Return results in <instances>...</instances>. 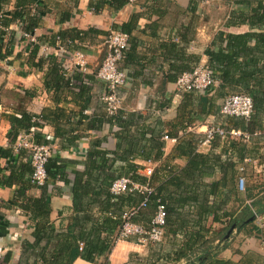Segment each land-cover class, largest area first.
I'll list each match as a JSON object with an SVG mask.
<instances>
[{"label":"crops","instance_id":"0c3cea01","mask_svg":"<svg viewBox=\"0 0 264 264\" xmlns=\"http://www.w3.org/2000/svg\"><path fill=\"white\" fill-rule=\"evenodd\" d=\"M16 1L5 0L4 12H13ZM108 1L31 0L32 13L36 8L47 9L33 33L40 48L31 64L28 63L30 45L21 35L22 24L13 23L5 28L0 42L6 48L9 45V55L0 61V148L11 147L10 118L18 117L19 109L25 110L41 118L42 126L33 127L30 134L20 135L17 143L21 139L32 140L34 134L43 136L52 145V155L61 159L66 169L64 178L49 181L45 190L31 186L26 181L27 173L20 167L30 164L27 152L16 147L17 143L12 145L10 162L21 174H16L17 183L0 185V252L2 259L6 255L8 258L0 264H43L40 254L50 256L66 244L68 232L84 229L85 218H98L103 195L89 208V199L97 190L95 186L103 184L92 172L98 166V152L107 159L105 173L115 174L121 169L139 166L142 175L146 168L153 169L154 173L169 166L178 174L179 182L226 186L220 196L222 202L225 201L223 208L211 207L214 198L209 196L206 205L211 210L206 214L193 206L176 209L168 217L159 244L139 245L132 239L117 242L108 254L109 264H186L187 259L177 261L175 253L190 235L197 234L203 239L192 247L198 248L201 242L209 241L217 247L220 260L240 264L248 254L264 259V245L259 236H247L246 231L236 225L227 239L229 230L223 232L228 221L223 213L228 211V206L236 218L242 213L243 204L234 202L236 198L244 200L248 207L258 202L262 212L259 217L264 219V106L252 121L222 117L219 110L225 94L220 91L218 82L205 94L178 92L175 86L180 74L207 65L208 48L226 49L228 43L224 37L227 35L246 37L245 44L236 50L239 62L238 56L243 54L253 57L264 54V26L248 16L250 9L257 5L264 7V0ZM92 6L97 9L93 11ZM124 26L129 47L119 64L128 78L118 90L119 115L125 121L124 126L127 125L122 130L106 113L101 101L105 83L97 79L95 73L106 52L104 39L108 32ZM71 30L85 33L75 44V49L84 55L83 72L75 68L51 40L54 35ZM50 58H56L61 66L55 74L48 64ZM39 59H43L40 68L32 65ZM262 66L264 63L256 70H261ZM56 77L62 80L55 81ZM263 94L260 93V98L264 102ZM211 124H220L228 132L248 134V138H228L204 147L195 144L194 152L203 159L194 160L201 166V172L197 173L190 169L191 160L180 154L177 146L184 138L193 143L202 139ZM152 133L158 134L154 140L159 144L154 143L149 150L147 143ZM141 134L145 135L137 144ZM163 136L177 140L162 141ZM19 149L22 152L17 154ZM145 153H151L146 160L141 158ZM0 166L3 181L10 171L7 161H0ZM76 172L80 176L79 187L84 192L79 195L77 191V197L74 193ZM241 175L246 179L245 194L237 187ZM159 181L152 184L157 187ZM18 193H21L20 198H16ZM40 198L45 199L48 209L36 219V227L23 206ZM145 212L148 213L149 208ZM214 216L218 218L216 221ZM151 217L152 213L139 224L148 226ZM36 228L44 234L40 242L35 239ZM221 232L225 242L219 240ZM101 238L105 235L101 234ZM79 247L81 250L83 244L79 243ZM102 260V256L94 263L78 258L73 264H99ZM247 262L248 257L244 264ZM249 264H264V261L250 258Z\"/></svg>","mask_w":264,"mask_h":264},{"label":"trees","instance_id":"16d2710c","mask_svg":"<svg viewBox=\"0 0 264 264\" xmlns=\"http://www.w3.org/2000/svg\"><path fill=\"white\" fill-rule=\"evenodd\" d=\"M31 4V0H17L15 10L13 12L6 13L4 12L5 0H0V25L2 29H5L10 24L19 23L22 24V31L24 33L33 35L34 30L38 28L47 9L41 10L40 8H36L32 13L29 9ZM96 9V6H92L93 11H95ZM249 12V18L255 19L254 22H256V24L264 26V7H262L261 4L257 5L255 8L250 9ZM2 29H0V41L4 34V31ZM121 30L125 32V26ZM84 34V32L71 30L70 32L56 34L51 38V40L53 45H56V38H60V41L64 48H66L70 53H74L79 52L75 49V44L77 41L82 40ZM224 39H226L228 43V47L226 49L218 46L217 51L210 50L209 48L206 50V55L208 56L206 67L215 82L219 83V89L222 93L225 94V98L230 95L236 94H243L251 98L253 103V113L249 121H252L254 119V116L257 115V113H259L264 106V102L260 98V93H264V66H262L263 68H261V70H256V68L261 63H264V54L263 52H261V55H259V57H253L243 54L238 56L241 59V62H239L236 50L237 48H241L245 44L246 37L227 35L224 37ZM67 41L69 42V44L66 43ZM8 47L6 48V46L1 44L0 42V61L8 57ZM39 48L40 47L38 43L30 45L28 63L31 64V62L36 59ZM42 63L43 59H39L36 64L32 65L40 68V65ZM48 64L52 66L51 72L53 74H55L59 68L61 69V66L57 62L56 58H50ZM54 80L61 81L62 78L56 77L54 78ZM18 114V117L12 116L10 118V124L12 126L11 133L9 134V139L12 143L11 147L0 148V161H7L8 169L10 171V175L8 176V178H3V181H1L0 179V185L11 186L13 183H17L16 174H21V172L17 168H15V166L11 165L10 162L12 161L10 159L12 158L13 154L12 145L17 143L18 137L20 135L30 134V131L33 127L40 128L42 126L41 118L33 116L25 110L21 109L18 110ZM113 119L118 123L122 130L126 129L127 125L124 126L125 121L121 120L122 118L119 114L113 117ZM143 135L145 134H141L140 138L136 142L137 144L142 141ZM157 136L158 134L156 135L155 133H152V138L147 143V148H149V150L153 149V147L155 146L154 143L159 144L157 140H154V138ZM121 139L122 137H120V140ZM200 140L193 143L188 138H184L181 142H179L177 146V151L180 152V154L187 156L191 160L189 162L190 169L197 173L201 172V166L200 162L197 163L194 160L199 159L200 161H203V159L201 155H197L194 152L193 147L195 144L198 145V142ZM32 141L38 145H45L49 143L44 139L43 136L37 134H34L32 136ZM25 151L27 152V150ZM21 152L22 149H19L17 154H20ZM129 152L132 153V151ZM27 155L29 157L28 152ZM116 155H118V153H116ZM150 156L151 153L150 155L148 153H145L143 156H141V158L146 160ZM97 157L99 160L98 166L96 168H93L94 170H97V173H95L93 169L92 172L96 174V176L100 177V179L103 181V184H98L97 186H95L97 190H94L95 193L89 199V208L93 207V205L96 204L95 200L99 198L100 195H103V197L100 196L101 203L100 214L98 218H92V220L85 218L82 222V226L84 227V229L77 233L74 231L70 233L68 232L66 244L62 247H59L58 249H55V251H53L50 256L42 257V255L40 254V257L43 260V264H73V262L78 258H81L90 263H94L96 262V258H98L99 256L103 257L102 262H100L99 264H109L107 257L114 245L112 237L115 235L117 228L121 225L120 214L124 209L138 205L142 200V196L135 193H126L119 196H113L110 193L109 189L112 182L123 176L129 177L131 181L139 184H145L148 181L151 184L152 181L157 182L159 181V179H161V181L163 180L162 182L159 181V185L155 187L154 194L150 196V202L147 207V209L149 208V212H145V210H147L145 209L137 217H134L133 221L135 223H139L144 219L147 220L148 216L150 218V213H152L153 215L157 200H160L161 203L165 205L166 209L167 215L166 225L164 229L167 226L169 215H171L176 209H182L186 206H193L196 210H198V212L206 214L208 209L211 210L210 207L206 205V199L209 196H212L214 198L211 205V207L214 206V209L216 208L217 210H219L225 206V201L222 202L223 199H220V196L223 194L224 188H226L224 184L215 183L214 185L209 187L201 182H179L178 174L175 173L169 166H164L163 168L161 167L160 169L156 170L149 180L145 176L139 174V170H141L139 166H130L128 168H124V170L121 169L120 172L115 174L114 172L105 173L103 171L104 167H106L107 159L100 152L97 153ZM29 165H21L20 167L23 169V172L27 173L26 181L29 182L31 186H34L30 182L33 170L32 166ZM65 169V163L58 157L51 155L48 158L47 163L45 164L47 176L46 183L43 186L35 187L45 190V187L49 181L54 182L56 179L64 178ZM0 176H3V170L1 166ZM74 176L76 179L74 182V193L76 197L77 191L79 195H84L83 190L81 189V187H79L80 176L77 174V172ZM226 195H228L227 192L225 196ZM17 197L20 198L21 193H18V195H16V198ZM249 197L250 195L246 193V198L249 199ZM234 202H239V205L243 204L242 213L239 217L236 218L235 213L231 211L228 206V211H225L223 213V216L225 218L228 217V221L226 222L223 232H227L232 225H236L241 230L246 231L245 234L247 236H259V238L261 239L262 231L254 223L256 220V216L259 217V215H261L262 213L258 208L259 203L254 201V204L251 205V207H248L244 205V200L236 198ZM23 207L25 208L27 215H30L29 219L34 222L36 227H38V222H36V219H39V217L42 216L48 209V206L45 203V199L41 198L32 200L30 204H24ZM37 212L39 213V215ZM217 219L218 218L214 216V221H216ZM148 226L144 227L148 228ZM200 230L202 229L200 228ZM34 233L36 242H40L44 234L39 232L37 228L35 229ZM101 234H104L105 238H101ZM220 236L219 240L222 242V232ZM201 239H203V236L201 235L198 236L197 234L195 237L193 235H190L183 246L176 251L175 259L179 261L180 259L185 258L188 261L186 264H234L228 260L224 261L218 259L216 254L217 250L215 249L217 247H213L212 245H210L209 241H203L199 244L198 248H193L192 246ZM79 243L83 244V248H81V250L79 247ZM197 249H200V251L191 256L192 253H194ZM247 257L248 262L246 264L250 263V258L255 259L256 261H264L262 257L255 255L254 258L253 254H248L240 264H244ZM7 259L8 258L6 255L1 261L7 262Z\"/></svg>","mask_w":264,"mask_h":264},{"label":"built area","instance_id":"2783aa9c","mask_svg":"<svg viewBox=\"0 0 264 264\" xmlns=\"http://www.w3.org/2000/svg\"><path fill=\"white\" fill-rule=\"evenodd\" d=\"M0 29H2L0 25ZM5 31V29H2ZM22 38L32 45L35 42L33 35L22 32ZM69 44V42H66ZM56 46L59 52L67 55L75 68L83 72L85 70L84 55L81 52L70 53L62 45L60 38H56ZM106 49L104 58L98 66L95 76L105 83V93L101 97L106 113L110 117H115L121 109V99L118 90L127 83V74L120 68L119 64L124 57L125 51L129 47V36L120 29H114L108 32L104 39ZM215 80L212 78L206 66H197L190 72H184L178 76L175 81L176 90L185 93L205 94L214 85ZM253 113V103L249 96L243 94L230 95L226 97L219 110L222 117H236L249 121ZM38 121V120H34ZM248 138V134L237 131H226L220 124H211L203 132V138L198 142V147L210 146L215 141H223L234 138ZM162 141L170 140L175 142L177 139L161 137ZM16 147L27 150L30 164L32 166L31 184L34 186H43L46 183L47 176L45 164L52 155V145H38L32 140L21 139ZM153 169H145L142 175L150 178ZM240 171H243L240 169ZM246 179L243 175L237 180V187L241 193L245 192ZM155 186L146 182L139 184L131 181L129 177H121L112 182L110 193L113 196H119L126 193H135L142 196L141 202L131 208L124 209L120 214L121 225L117 228L115 235L112 237L114 244L121 241L135 240L137 244H159L164 235L166 225V209L160 200L156 201L155 211L150 219L148 228L133 221L142 211H144L150 202V196L154 194ZM111 215V214H109ZM256 225L262 231L261 243L264 245V220L256 216ZM2 254L0 252V262Z\"/></svg>","mask_w":264,"mask_h":264},{"label":"water","instance_id":"95a60500","mask_svg":"<svg viewBox=\"0 0 264 264\" xmlns=\"http://www.w3.org/2000/svg\"><path fill=\"white\" fill-rule=\"evenodd\" d=\"M235 226H231V228L229 229V231L227 232V235H226V239L230 236L231 232L234 230Z\"/></svg>","mask_w":264,"mask_h":264},{"label":"rangeland","instance_id":"374dc122","mask_svg":"<svg viewBox=\"0 0 264 264\" xmlns=\"http://www.w3.org/2000/svg\"><path fill=\"white\" fill-rule=\"evenodd\" d=\"M262 220H264V219H262Z\"/></svg>","mask_w":264,"mask_h":264}]
</instances>
